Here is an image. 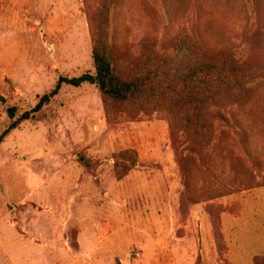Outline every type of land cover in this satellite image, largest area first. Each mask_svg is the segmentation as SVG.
Returning <instances> with one entry per match:
<instances>
[{"label":"rangeland","instance_id":"obj_1","mask_svg":"<svg viewBox=\"0 0 264 264\" xmlns=\"http://www.w3.org/2000/svg\"><path fill=\"white\" fill-rule=\"evenodd\" d=\"M98 22L123 80L165 77L185 39L264 67V0H0V264H264V72L194 136L165 89L64 84L34 113L95 75Z\"/></svg>","mask_w":264,"mask_h":264},{"label":"trees","instance_id":"obj_2","mask_svg":"<svg viewBox=\"0 0 264 264\" xmlns=\"http://www.w3.org/2000/svg\"><path fill=\"white\" fill-rule=\"evenodd\" d=\"M101 22H98L93 34L92 59L95 75H84L70 80L59 78L54 90L40 99L33 110L34 113L48 104L64 84L75 88L82 84L94 85L104 97L117 103L134 102V99L140 97L152 103L157 98H163L165 89L177 95L179 99L182 97L178 107L175 101L170 99L168 108L174 119L176 118L177 124L182 125L183 129L194 136L193 128L204 121L206 107H222L226 103H231V106L237 103L245 105L253 94L249 84L264 72V67H249L246 63L237 61L233 54L205 49L191 39H185L181 46L185 47L188 56L182 59L173 71L170 68L165 77L148 75L123 80L111 64L107 46L102 38L104 29ZM186 100H190L194 105V118L197 122L191 121V115H187V105L190 103H186ZM8 112L13 119V110L9 109ZM28 115L26 114L23 120L28 119ZM15 125L16 123L12 124L10 130L14 129ZM205 133L206 130L197 131L194 141H202Z\"/></svg>","mask_w":264,"mask_h":264}]
</instances>
